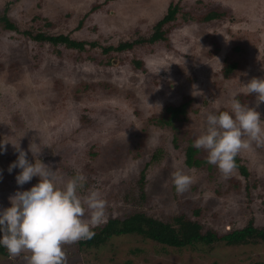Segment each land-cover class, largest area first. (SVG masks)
I'll return each instance as SVG.
<instances>
[{
    "label": "rangeland",
    "instance_id": "374dc122",
    "mask_svg": "<svg viewBox=\"0 0 264 264\" xmlns=\"http://www.w3.org/2000/svg\"><path fill=\"white\" fill-rule=\"evenodd\" d=\"M174 1L0 0V16L31 35L97 43L80 54L0 24V142H8L0 153V207L10 206L8 198L18 188L37 183L33 177L20 188L19 169L7 171L18 155L11 143L19 140L27 150L35 140L43 147L39 158L64 179L82 173V191L102 193L106 221L139 212L165 223L185 214L220 234L251 219L264 227V143L252 142L236 156L247 175L236 168L225 178L208 163L206 151L196 148L200 164H186V150L207 112L228 110L233 92L256 105L255 94H245L240 83L264 78V0H184L171 48L142 43L122 52L102 51L148 39ZM220 4L222 18L202 21ZM190 15L193 22L183 24ZM233 63L237 67L224 76V66ZM168 107L182 112L164 124ZM256 110L264 118V102ZM83 116L89 122L81 126ZM178 168L192 177L183 193L171 183ZM77 242L63 246L67 264H264V242L173 249L130 235L88 251ZM29 255H0V264H29Z\"/></svg>",
    "mask_w": 264,
    "mask_h": 264
},
{
    "label": "clouds",
    "instance_id": "9594fccd",
    "mask_svg": "<svg viewBox=\"0 0 264 264\" xmlns=\"http://www.w3.org/2000/svg\"><path fill=\"white\" fill-rule=\"evenodd\" d=\"M240 84L245 94H255L256 105L250 107L237 92L231 93L228 110L204 115L202 130L192 145L206 151L208 163L225 178L235 171V158L241 150L252 142L264 143V118L256 110L264 102V78L253 77ZM7 143L0 142V153ZM11 145L18 155L7 171L19 169L16 184L22 188L33 177L38 181L26 190L18 188L8 198L10 206L0 207V247L13 256L28 252L29 264H67L63 246L95 235L93 229L106 221V201L98 189L82 191L86 180L82 173L64 179L51 164L43 162L39 158L43 147L35 140L29 142L27 150L19 140ZM171 183L176 192L183 193L192 177L178 168L171 174Z\"/></svg>",
    "mask_w": 264,
    "mask_h": 264
},
{
    "label": "trees",
    "instance_id": "16d2710c",
    "mask_svg": "<svg viewBox=\"0 0 264 264\" xmlns=\"http://www.w3.org/2000/svg\"><path fill=\"white\" fill-rule=\"evenodd\" d=\"M184 0H176L171 2L167 7L165 15L152 27V34L148 39H142L133 41L132 43L120 44L117 47H104L102 51L105 54H110L111 52H122L125 49L133 48L136 45L142 43L148 44H160L166 46V48H171L170 38L175 27L181 25L179 23V17L182 16V6L181 2ZM206 6H209L207 2ZM221 4L214 9H208V13L203 16L202 21H211L215 19H220L224 16L223 11H221ZM193 16L189 18L182 19L183 24H189L193 22ZM200 21L199 19H197ZM0 24L3 28L20 33L32 41L38 43H48L54 46H63L67 49H73L78 51L80 54L86 52L89 49L86 46H89L90 49L97 46L95 42L87 41H76L70 39L68 35H58V36H48L43 33H37L36 35H31L29 29L20 30L14 23H12L6 15L0 16ZM83 25V21L79 23L78 28ZM61 52V51H60ZM111 59H107L104 63L106 65L110 64ZM100 63H102L100 61ZM136 68L145 72L146 69L141 63H135ZM236 64L224 66V76H228ZM181 108V107H180ZM179 107H168L166 109L167 115L165 119L161 121L164 124H170L171 120L176 117L177 114L182 112ZM13 120V118H12ZM89 120L85 116L81 117V126L88 123ZM80 128V127H79ZM195 148L188 147L186 150V164L188 166L199 165V160L194 159ZM236 164L241 174L247 175V172L243 165L239 164L237 159ZM143 174L140 178V186L143 184ZM199 212V211H198ZM198 212L195 211L194 214L198 215ZM253 219L249 220L247 224L237 230H233L229 233L220 234L216 230L206 227L201 224L199 220L190 218L185 214L179 215L173 219L172 223H165L161 220L149 217L143 213L135 212L124 218H112L102 223L97 228H94L93 231L95 235L91 239L80 240L77 242L81 251H88L92 248H97L101 245H104L113 237L121 236H139L143 239H147L153 242H156L162 246L170 247L173 249H199L206 247L208 250H211L212 247L216 245L223 246H244L247 244H258L264 242V227L257 226ZM79 249V250H80ZM0 255L7 256L9 253L3 247H0Z\"/></svg>",
    "mask_w": 264,
    "mask_h": 264
}]
</instances>
